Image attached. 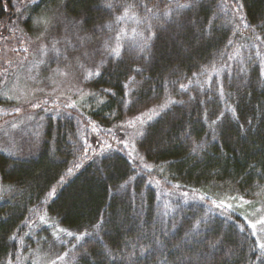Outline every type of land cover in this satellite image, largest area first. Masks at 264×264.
<instances>
[{
	"label": "trees",
	"instance_id": "16d2710c",
	"mask_svg": "<svg viewBox=\"0 0 264 264\" xmlns=\"http://www.w3.org/2000/svg\"><path fill=\"white\" fill-rule=\"evenodd\" d=\"M59 1L79 39L97 42L93 105H61L42 140L0 152L12 191L0 195V264H21L42 214L72 233L67 264H264L247 221L205 197L217 187L247 202L264 188V0ZM20 7L0 0V32ZM124 15L134 33L112 47ZM148 112L135 153L101 148V133ZM156 181L183 199L173 211Z\"/></svg>",
	"mask_w": 264,
	"mask_h": 264
},
{
	"label": "rangeland",
	"instance_id": "374dc122",
	"mask_svg": "<svg viewBox=\"0 0 264 264\" xmlns=\"http://www.w3.org/2000/svg\"><path fill=\"white\" fill-rule=\"evenodd\" d=\"M19 1L23 6L18 8L19 17L10 30L5 33L1 28L0 32V111L11 114L0 123V152L6 154L42 140L45 118L61 110L62 106L90 108L93 105V94L86 91L84 85L92 74L91 54L97 45H94V35L79 39L73 19L63 11L59 0ZM119 21V30L115 32V38L112 36V47L118 45L127 32L134 33L135 30L134 20L128 15ZM100 36L103 35H96L97 40L102 38ZM261 63L264 77V53ZM151 115L148 112L117 132L101 133V148L113 149L120 140V144L129 146L135 153L136 139ZM154 186L163 191L167 210L173 211V200L181 202L182 198L177 193L161 190L159 181L154 182ZM11 193V187L0 183L1 196ZM222 193L214 187L206 191L205 197L213 201L212 206L240 214L264 250V188L247 202ZM203 196L186 195L191 201H203ZM28 237L30 243L25 246L21 264H67L65 256L72 233L61 229L54 220L40 215Z\"/></svg>",
	"mask_w": 264,
	"mask_h": 264
}]
</instances>
